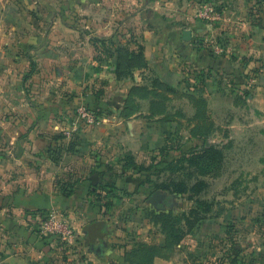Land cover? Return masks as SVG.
<instances>
[{
    "label": "crops",
    "instance_id": "obj_1",
    "mask_svg": "<svg viewBox=\"0 0 264 264\" xmlns=\"http://www.w3.org/2000/svg\"><path fill=\"white\" fill-rule=\"evenodd\" d=\"M203 1L0 0V264H139L143 248L154 252L146 264L171 260L178 247L139 246L129 225L139 208L118 206L137 196L123 189L141 186L131 160L188 121L177 105L195 106L201 126L214 121L210 107H244L264 127V0H225L213 24L196 15ZM120 48L146 65L119 77ZM80 105L99 121L77 123ZM253 202L224 219L257 215L249 230H264V192ZM51 209L81 231L75 254L40 233L37 216ZM96 220L99 251L85 230ZM259 249L228 264H264Z\"/></svg>",
    "mask_w": 264,
    "mask_h": 264
},
{
    "label": "rangeland",
    "instance_id": "obj_2",
    "mask_svg": "<svg viewBox=\"0 0 264 264\" xmlns=\"http://www.w3.org/2000/svg\"><path fill=\"white\" fill-rule=\"evenodd\" d=\"M207 2L215 6L226 1H203ZM240 11V15L245 13L244 9ZM196 110L190 103L173 108L174 112L184 111L188 121L173 122L165 145L140 157V164L130 166L141 186L123 189L124 196H137L133 202L126 199L118 206L121 210L139 208L136 214L140 218L129 224L139 240L158 246L171 241L172 246L178 247L171 251L167 264H228L236 256L242 261H252L261 253L259 247H264L261 223H257L254 233L249 230L257 215L229 219H224V215L233 210L244 212L264 192V127L244 107L233 114L224 106L208 108L214 121L205 125L206 139L223 149L224 158L217 167L204 169L192 166L189 161L192 152L204 145V138L193 137L194 131L201 127L195 119ZM199 180L207 184L193 196L191 187ZM176 184L186 186L187 191H172ZM163 185L172 187L166 189ZM155 193L159 196L154 206L148 199ZM152 211L157 213V224L150 221ZM200 216L205 218L199 221ZM216 219L217 223L223 221L220 225L223 228L214 227ZM165 220L170 229L167 233L163 231Z\"/></svg>",
    "mask_w": 264,
    "mask_h": 264
},
{
    "label": "trees",
    "instance_id": "obj_3",
    "mask_svg": "<svg viewBox=\"0 0 264 264\" xmlns=\"http://www.w3.org/2000/svg\"><path fill=\"white\" fill-rule=\"evenodd\" d=\"M210 1V0H209ZM212 1V0H211ZM119 52V58H118V63H117V74L119 77H121L124 73H128L129 70L134 69L136 67H144L146 65V61L144 59V54L142 51L139 52H132L127 48H120L118 50ZM134 91H136L137 89H133ZM91 108V107H90ZM93 109V108H91ZM97 113V116L99 117V114L96 110H94ZM207 124V123H206ZM204 124V126L202 125L199 129V131L196 132L194 131L193 137L198 138H204V145L202 147V149L197 150L192 152L189 161L191 163L192 166H196V167H202L204 169H208L211 167H217L218 165H220L223 161L224 158V151L223 149L218 146L217 144L209 141L208 139V135H206V129H208ZM135 164V162L133 160H131V164L129 166H136L133 165ZM207 184V182H205V180H199V182L195 183L192 187L191 190L193 191V196L196 195L197 193H199L204 186ZM162 187L168 189L171 188L172 186L170 185H163ZM160 187V188H162ZM172 191H176V192H180L183 193L185 191H187V187L184 185H180V184H176L174 185V188H172ZM191 196V197H193ZM203 218H205V216H200L198 217L199 221H201ZM152 222L154 224H157L159 221L158 217H157V213L153 212V216L151 218ZM198 221V222H199ZM166 220L164 221L163 224V231L165 233L170 232V229L167 228L168 225H166ZM194 225H192L193 227ZM86 233H87V237L88 240L91 244V246L95 249L99 251V247L102 245V239L100 237L101 234H103L106 230L105 227V223L102 221H92L91 224L87 225L85 227ZM139 246H158V245H148L146 243H142ZM167 248H173L175 246H172V242L169 241L168 244L166 242L165 245ZM153 249L151 248L150 250H148V248H143L140 253L141 256L138 257L137 256V263L139 262V264H146L152 261L153 256H154V252L152 251ZM140 260V261H139Z\"/></svg>",
    "mask_w": 264,
    "mask_h": 264
},
{
    "label": "built area",
    "instance_id": "obj_4",
    "mask_svg": "<svg viewBox=\"0 0 264 264\" xmlns=\"http://www.w3.org/2000/svg\"><path fill=\"white\" fill-rule=\"evenodd\" d=\"M196 15L210 24L221 18L217 8L208 2L200 5ZM211 48L218 54L224 52L222 45L217 41L211 43ZM75 116L77 123L80 125L93 126L99 121L97 113L88 106H78ZM37 222L38 229L43 236L55 240L72 254L77 252L81 241V231L66 215L58 210L51 209L37 216Z\"/></svg>",
    "mask_w": 264,
    "mask_h": 264
},
{
    "label": "water",
    "instance_id": "obj_5",
    "mask_svg": "<svg viewBox=\"0 0 264 264\" xmlns=\"http://www.w3.org/2000/svg\"><path fill=\"white\" fill-rule=\"evenodd\" d=\"M185 35L187 36V37H190L191 36V32L190 31H186L185 32ZM158 196H159V193H155V194H153V196H152V201H154V202H157V198H158Z\"/></svg>",
    "mask_w": 264,
    "mask_h": 264
}]
</instances>
